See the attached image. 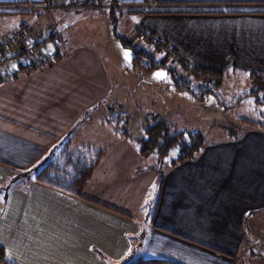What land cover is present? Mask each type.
<instances>
[{
    "label": "crops",
    "instance_id": "1",
    "mask_svg": "<svg viewBox=\"0 0 264 264\" xmlns=\"http://www.w3.org/2000/svg\"><path fill=\"white\" fill-rule=\"evenodd\" d=\"M99 1H60L55 9L101 15L106 5ZM40 2L0 0V8L27 10L25 6ZM126 4L146 13V20L151 17L146 27L185 60L192 56L219 71L225 65L210 61L224 59V64L253 71L252 66L264 65V0ZM108 7L120 4L114 0ZM37 13L40 19L43 11ZM20 27L27 38L19 52L26 53L0 82V246L8 261L125 264L146 257L183 264H244L242 256L249 254L251 264H264L262 128L208 141L193 158L171 164L163 174L154 166L156 154H142L135 137L118 131L105 135L96 147L103 155L82 197L32 178L36 165L56 159L89 126L78 122L90 106L99 105L102 112L98 100L104 101L111 89L100 59L85 46L69 52L70 42L62 35L54 46L59 58L37 65L41 56L34 43L42 32L24 21L16 29ZM23 64L34 69L24 70ZM106 120L101 123L108 124ZM60 141L62 147L50 153ZM154 186L156 194L148 197Z\"/></svg>",
    "mask_w": 264,
    "mask_h": 264
},
{
    "label": "rangeland",
    "instance_id": "2",
    "mask_svg": "<svg viewBox=\"0 0 264 264\" xmlns=\"http://www.w3.org/2000/svg\"><path fill=\"white\" fill-rule=\"evenodd\" d=\"M61 1L67 3L70 0ZM112 1L114 0H103L106 7L100 11L101 15L85 10L58 12L57 9L52 8V13L43 11L40 22H38L40 19L37 12L43 9L35 11L0 8V42L1 39L16 29L21 21H24L32 27L33 31L42 32L40 38L47 39V44L39 49L41 53L50 52L62 35L65 43L70 42L66 45L69 52L73 50V47L85 46L102 62V66L109 76L111 90L106 94L104 101L98 100V104L103 105L102 112L99 113L100 110H97L99 105L90 106L89 110L79 118V124L86 121L89 126L86 125L80 131L81 133L73 138L72 144H70L72 150L93 158L92 152L96 150V147H100L99 140L101 137L117 133V131L120 132L126 128L135 138H139L142 135V123L147 118H151L150 121H153L154 115L166 119L173 131L198 129L204 133L208 141L230 139L252 129V125L241 122L239 117L264 121V106L256 103L253 97H243L252 86L250 72L253 70L244 69L240 64L237 65L234 62L233 64H229V62L224 64V59L210 61L211 64L219 63L216 65L218 67L225 65L226 70H220L229 73L230 76L225 80L221 90L218 91V96H212L205 101H197L188 93L179 92L172 88V79L166 67L154 70L150 74L133 70L131 67V49L124 46L117 35L123 34L133 40L137 26L146 28L148 21L152 23L149 20L151 17L146 20V13L127 6L126 3H133L135 0H116L120 7L113 10L108 7ZM112 15L113 18H117L115 23L110 22ZM39 32L37 35H40ZM33 38H35L34 35ZM135 42L153 50L156 59L164 60L168 67L174 68L173 71L176 76L185 74L182 71L183 65L177 57H173L174 55L164 50H154V45L145 40L137 39ZM210 56L212 53L204 57ZM20 57L21 54L6 64H0V74L4 76L6 70L11 71L9 67L15 66ZM187 59L191 64L205 65V62H198L197 58L192 56H188ZM20 61L24 62V59L21 58ZM260 65L256 64L252 67H255L256 71L264 72V65ZM102 66L100 65L101 68ZM206 66L208 65L206 64ZM219 101L230 106L220 105ZM126 114L130 116V124L123 120ZM103 117L107 118L108 124L101 123ZM119 117L122 118L121 121H116ZM76 126L77 124L72 131L77 129ZM57 144L56 147L50 149V153L56 154L63 142L60 141V144L59 142ZM136 144L138 146V143ZM173 156L174 153L170 152L163 164H160L159 161L156 162L154 165L156 170L161 174L167 172L171 168L172 163L170 162ZM45 161L46 159L41 163L43 164ZM42 164L36 165L34 169H39L38 167ZM178 164L180 163L178 162ZM156 190L157 186H154L152 192L150 189L148 197L154 196ZM261 240L263 241L264 238ZM262 259L264 260V257ZM248 264L251 262L249 261Z\"/></svg>",
    "mask_w": 264,
    "mask_h": 264
},
{
    "label": "trees",
    "instance_id": "3",
    "mask_svg": "<svg viewBox=\"0 0 264 264\" xmlns=\"http://www.w3.org/2000/svg\"><path fill=\"white\" fill-rule=\"evenodd\" d=\"M40 1V4H47L52 0ZM60 1L61 0L56 2L55 6L53 5L54 8H56V5H58ZM97 2L100 1L97 0ZM30 10L36 9L30 8ZM42 11H48V9H43ZM112 19V23H115L117 18H113L112 15ZM19 29L24 30L23 27H20ZM117 36L124 46H127L131 49V67L133 70L150 74L154 70L166 67L172 79L173 88L176 91L188 93L193 99L197 101H205L212 96H218V91L221 90L225 80L230 76V74L227 72L219 71L209 66L198 63L191 64L188 60L184 59V56L180 54L178 50L168 46L167 42L159 40L157 38V34L154 31L149 30L147 27L145 28L142 26H137V31L135 32V38L133 40L123 34H118ZM137 39L150 42L152 45H154V50H164L167 53L174 55L173 57H177L178 61L183 65L182 71H184L185 74H179L176 76L173 71L174 68L168 67L164 60L156 59L153 50H150V48L147 46L137 44L135 42ZM46 44L47 39L44 38L34 43L35 47L37 46L39 49ZM4 48L5 43L3 38L2 43L0 44V64H5L20 54L22 55L23 53H26L19 51L12 53L8 50H6V52ZM50 52H52L53 55L52 59L59 58L61 55V53L56 48H53ZM50 52L45 54H49ZM23 69L31 70L34 69V66L30 67L28 64H23ZM250 79L252 86L250 87L249 92L243 97H253L256 103L264 106V72L251 71ZM4 80L5 77L0 74V82H3ZM219 103L225 107L230 106L223 103L222 101H219ZM129 118V114H126L125 118H123L124 122L130 124L131 121ZM120 119L122 118L119 117V119L116 121H121ZM150 119L151 118H147L145 119L146 121L142 123V135H140L139 138H136V142L138 143V147L142 154H156L160 164H163V162L166 161V158L170 152L174 153V156L171 160V163L174 165L186 159L193 158L196 153L208 145V140L206 139L204 133L198 129L173 131L171 125L166 119L157 117V115L152 117L153 121H150ZM239 119L241 122H244L245 124L247 123V125H252V128L264 129V121L254 120L247 117H239ZM120 134L127 138H134V135L126 128L120 130ZM234 137H236V135ZM92 154L93 158H90L84 153H79L76 150H72L67 143L64 145L60 155L56 157V159L45 161V163H43L42 166L37 169L32 178L38 182L66 192L70 195L82 197L84 189L92 178L95 167L103 155L101 150H95L92 152ZM249 248V251L253 250L252 247L250 249ZM242 257L244 264H248L252 258V256L249 254H244ZM260 258L262 259V255ZM0 264H12L6 259L4 248L2 246H0ZM125 264L183 263L167 258L139 257Z\"/></svg>",
    "mask_w": 264,
    "mask_h": 264
},
{
    "label": "built area",
    "instance_id": "4",
    "mask_svg": "<svg viewBox=\"0 0 264 264\" xmlns=\"http://www.w3.org/2000/svg\"><path fill=\"white\" fill-rule=\"evenodd\" d=\"M59 0H52L50 3L47 4H41L38 6H25L26 8H34V9H48V11H51L52 8H54L56 2ZM54 5V6H53ZM27 33L22 29H16L11 31L7 36L4 38L5 43V51L8 50L9 52L15 53L16 51L23 49V43H25V39L27 38ZM27 44V43H26ZM7 52V51H6ZM41 56V60L37 61L36 64L40 65L43 61H46L47 59H52L53 55L52 52L49 54L45 53H39Z\"/></svg>",
    "mask_w": 264,
    "mask_h": 264
},
{
    "label": "snow or ice",
    "instance_id": "5",
    "mask_svg": "<svg viewBox=\"0 0 264 264\" xmlns=\"http://www.w3.org/2000/svg\"><path fill=\"white\" fill-rule=\"evenodd\" d=\"M157 75H162V74H157Z\"/></svg>",
    "mask_w": 264,
    "mask_h": 264
}]
</instances>
